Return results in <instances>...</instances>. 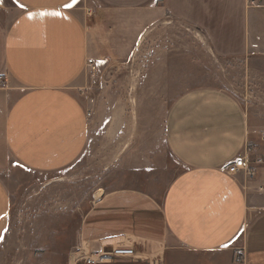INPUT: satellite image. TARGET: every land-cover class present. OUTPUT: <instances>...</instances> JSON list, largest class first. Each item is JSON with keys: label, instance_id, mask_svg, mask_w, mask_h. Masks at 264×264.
Listing matches in <instances>:
<instances>
[{"label": "crops", "instance_id": "1", "mask_svg": "<svg viewBox=\"0 0 264 264\" xmlns=\"http://www.w3.org/2000/svg\"><path fill=\"white\" fill-rule=\"evenodd\" d=\"M173 22L218 56L264 55V7L247 0H0V172L11 159L42 173L78 160L95 142L97 97L79 95L91 90L89 75L102 63L130 66ZM160 132L182 170L160 201L133 188L100 194L82 225L88 249L123 239L154 247L108 264H264V131L257 137L230 92L204 87L171 102ZM245 147L262 159L253 178L225 170ZM10 213L0 178V240Z\"/></svg>", "mask_w": 264, "mask_h": 264}, {"label": "rangeland", "instance_id": "2", "mask_svg": "<svg viewBox=\"0 0 264 264\" xmlns=\"http://www.w3.org/2000/svg\"><path fill=\"white\" fill-rule=\"evenodd\" d=\"M157 34L146 40L150 52L133 55L130 66L102 63L94 80L89 75L93 86L79 95L86 102L97 97V123L95 142L86 153L53 172L32 171L12 159L0 172L11 198L0 264H74L77 251L89 248L84 218L109 190L138 189L160 201L168 182L182 170L165 147L162 121L184 92L204 87L228 91L243 106L257 137L264 131V55L249 61L218 56L184 23L173 22ZM144 62L147 70L138 68ZM153 248L135 245L145 252Z\"/></svg>", "mask_w": 264, "mask_h": 264}, {"label": "built area", "instance_id": "3", "mask_svg": "<svg viewBox=\"0 0 264 264\" xmlns=\"http://www.w3.org/2000/svg\"><path fill=\"white\" fill-rule=\"evenodd\" d=\"M248 7L263 8L264 0H247ZM92 72L94 67L91 66ZM3 76L0 75V87L4 86ZM89 114V113H88ZM264 137V136H263ZM262 162V159H251L249 148L245 147L244 153L232 159L225 167V170L231 175L242 174L245 178H253L256 165ZM137 252L126 239L114 242L97 249L81 248L74 256V264H108L123 258H135Z\"/></svg>", "mask_w": 264, "mask_h": 264}, {"label": "snow or ice", "instance_id": "4", "mask_svg": "<svg viewBox=\"0 0 264 264\" xmlns=\"http://www.w3.org/2000/svg\"><path fill=\"white\" fill-rule=\"evenodd\" d=\"M66 6L71 7V5H66Z\"/></svg>", "mask_w": 264, "mask_h": 264}]
</instances>
